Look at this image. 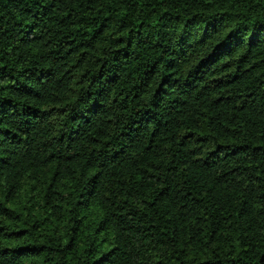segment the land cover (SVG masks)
Instances as JSON below:
<instances>
[{
	"label": "trees",
	"instance_id": "16d2710c",
	"mask_svg": "<svg viewBox=\"0 0 264 264\" xmlns=\"http://www.w3.org/2000/svg\"><path fill=\"white\" fill-rule=\"evenodd\" d=\"M0 264H264V0H0Z\"/></svg>",
	"mask_w": 264,
	"mask_h": 264
}]
</instances>
